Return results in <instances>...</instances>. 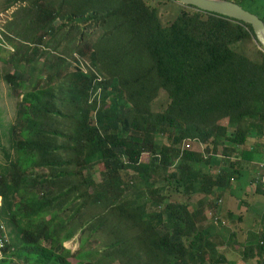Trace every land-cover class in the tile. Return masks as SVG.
<instances>
[{"label": "trees", "instance_id": "trees-1", "mask_svg": "<svg viewBox=\"0 0 264 264\" xmlns=\"http://www.w3.org/2000/svg\"><path fill=\"white\" fill-rule=\"evenodd\" d=\"M7 1L10 7L31 0ZM229 1L244 8V0ZM33 3L23 10L33 14L34 36L16 42L15 71L6 75L14 90L24 89L26 94L19 111L21 122L12 128L13 146L20 155L0 172V221L11 228L0 264H73L70 258L76 253L64 243L80 230L97 233L112 223L122 228L107 229L114 237L105 246L102 260L107 264L114 260L122 264L224 262L189 204L170 203L167 189L189 196L190 184L198 192H206L202 186L208 183L221 184L222 179L208 182L207 174L196 170L205 157L182 151L184 140L205 144L208 154H217L222 146L225 154L229 149L223 148L224 142L244 145L251 134H263L264 52L261 61L254 62L233 48L246 39L257 40L252 26L191 6H185L191 11L182 10L162 26L156 9L144 0ZM60 19L73 24L65 39L78 42L65 46L55 62L47 59L42 67L68 71L72 63L65 54H78L104 79L99 83L80 68L68 75L65 99L71 110L68 119L73 121L69 131L60 122L64 116L49 87L51 81L48 88L39 89L28 78L43 71L39 64L48 53L46 48L58 42V30L68 28L64 24L56 28ZM90 29H98V37L93 38ZM160 92L169 103L152 116L150 107ZM166 135L168 144L161 145L157 138ZM144 156L150 160L144 162ZM178 160L179 170L170 174ZM99 165L105 172L104 181L97 185L89 172ZM127 169L148 185L149 193L146 199L140 193L118 205L122 197L117 192L125 188L117 174ZM37 170L49 173L34 174ZM159 171L167 173L165 190L155 185L153 173ZM88 205H105L118 213L114 221L109 217L113 211L83 215ZM149 205L163 208L148 213ZM130 231L135 232L131 238L126 235Z\"/></svg>", "mask_w": 264, "mask_h": 264}, {"label": "rangeland", "instance_id": "rangeland-1", "mask_svg": "<svg viewBox=\"0 0 264 264\" xmlns=\"http://www.w3.org/2000/svg\"><path fill=\"white\" fill-rule=\"evenodd\" d=\"M34 0L27 1V2H19L13 6L8 5L7 0H0V172L6 166H11L10 163L17 160L18 155H20L15 146H13V141L16 138V135L12 132V128L14 126L18 127V124L21 122L19 117V111L21 108V101L23 99L24 89L14 90L12 85L6 80V75L14 73L15 66L13 65V59L16 55V50H18L16 42L21 41L20 39L24 36H34L36 28H34L30 22L33 14L28 12L27 10H23L24 8H31L33 7ZM145 3L152 9H156L158 18L162 26H168L182 10L191 11V8L185 7L184 5L179 4L176 1L172 0H144ZM241 1V0H240ZM244 8L246 10L258 15L261 19H264V0H244L243 2ZM246 6V7H245ZM22 20V22H21ZM68 25L66 30H58L57 31V41L61 42L60 47L56 50L53 49L54 46L58 43H51L48 45L50 48L48 49V53H45L43 57L40 59L39 66L42 67L43 63H47L49 59L50 63L55 62V56H59L61 51L64 49L65 46L73 47L75 44V40L68 41L65 39V35L67 31H69L73 24L66 20H57L55 22V26L61 27L62 25ZM91 23L85 25L83 24V28H87L90 26ZM93 38L98 37L99 30L89 31ZM74 35V34H73ZM73 35H70L71 38ZM79 38V36L77 37ZM50 39V38H48ZM65 40V41H64ZM49 42V40L47 41ZM78 42V40H77ZM234 50L245 54L249 59L254 62L261 61V53L264 52L260 44L254 39H246L236 45L233 46ZM54 52V53H53ZM59 53V54H58ZM61 55V54H60ZM67 57L68 62L72 63V69L68 71H64L62 69L50 68L49 65L42 67V72H36L35 74L29 75L28 78L30 79V83L36 82V88H48L46 86L49 81L51 84L49 85L50 88H53L55 94L57 95L56 102H59V110L62 112L64 116V121L61 119L60 122L65 124V129L67 131L70 129L73 130L72 126V119H68L71 116V110L67 108V82H68V75L76 68L75 61L81 59L84 64H86V69L88 71V66L91 67L90 63L85 62L83 58H81L78 54H73V60L71 54H65ZM110 102V98L108 99L107 103ZM106 103V104H107ZM169 103L167 95L165 93L160 92L158 94L157 99L151 104L150 107V114L152 116L156 114L162 113L167 104ZM109 104V103H108ZM102 105V104H101ZM101 108V107H100ZM65 117L67 119H65ZM159 138L164 139L161 145L168 144V135L165 137L159 136ZM223 153V150H221ZM255 155V162L258 163L262 157L260 154L256 153ZM144 162H148L150 158L147 156L143 157ZM27 165V164H26ZM105 169L102 165L96 166L89 174L91 175L92 180L95 184L100 185L104 181L103 173ZM48 170H44L41 172L37 170L34 174H48ZM118 179H120V184L125 189L120 190L117 192L118 195L122 197V199L118 202V205L122 204L126 200H134L137 196L141 193L144 198H147V193H149L147 186L138 175L134 173L133 170H125L118 172ZM167 173H163L159 171L158 173H153L155 178V185L161 186L165 188V178ZM163 177V178H162ZM151 184V183H150ZM121 187V186H120ZM165 190V189H164ZM94 191L90 190V194L93 195ZM163 207H154L149 205L147 207L148 213H155L162 210ZM110 211H113V215H109L110 219L114 221L118 211L115 208L105 209V205H88L87 208L83 211V215H99L102 214H109ZM4 223V222H3ZM7 227L8 234L11 231V228L7 226V222L4 223ZM113 228L120 229L116 223H112V225L106 227V230H99L97 233L93 232H85L81 233V230L78 234L70 241L65 242L64 246L72 250L73 253H76V256L70 258V261L73 264H107L105 263L102 258L105 256V252L107 250L110 241L114 239V237H110L107 229ZM85 234V235H84ZM135 234L134 231H130L126 233L128 237H132ZM83 249V252H82ZM79 255V256H78ZM113 264H122L119 260H114Z\"/></svg>", "mask_w": 264, "mask_h": 264}, {"label": "crops", "instance_id": "crops-1", "mask_svg": "<svg viewBox=\"0 0 264 264\" xmlns=\"http://www.w3.org/2000/svg\"><path fill=\"white\" fill-rule=\"evenodd\" d=\"M163 141L159 138L158 142ZM224 143L223 148L229 149L225 154L221 152L222 146L217 154H208L207 146L199 141L192 143L189 150L205 157L196 170L202 175L207 174L208 182L222 179L220 185L213 187L208 183L202 186L206 192H198L197 186L190 184L189 196L175 194L174 189L166 188L168 198L170 203L183 201L189 204L201 230L216 244V253L225 259L218 264H264V192L261 188L264 132L262 135L251 134L244 145ZM251 153L254 154L250 161ZM256 153L262 157L258 163L255 162ZM179 168L180 160L174 162L169 173H175Z\"/></svg>", "mask_w": 264, "mask_h": 264}, {"label": "water", "instance_id": "water-1", "mask_svg": "<svg viewBox=\"0 0 264 264\" xmlns=\"http://www.w3.org/2000/svg\"><path fill=\"white\" fill-rule=\"evenodd\" d=\"M184 6L234 19L252 26L256 41L264 51V21L258 15L229 0H173Z\"/></svg>", "mask_w": 264, "mask_h": 264}, {"label": "built area", "instance_id": "built-area-1", "mask_svg": "<svg viewBox=\"0 0 264 264\" xmlns=\"http://www.w3.org/2000/svg\"><path fill=\"white\" fill-rule=\"evenodd\" d=\"M75 66H77L78 68H80L81 72L86 75V76H91V74H93L96 78H97V82L102 83L103 82V77L101 76V74H99V72H97L95 69H93L92 67L88 66V71L86 69V64H84V62L81 59H78V61H75ZM198 142L197 140H191V139H186L184 140V142L182 143V151H189L192 149L191 144ZM263 172H264V160H263ZM261 188L262 191L264 192V175H263V179L261 182ZM3 205V200L0 197V207ZM10 243V237L9 234L7 232V227L6 225L0 221V259H3L5 257V249L6 246Z\"/></svg>", "mask_w": 264, "mask_h": 264}]
</instances>
